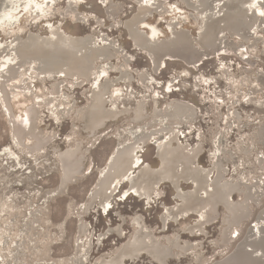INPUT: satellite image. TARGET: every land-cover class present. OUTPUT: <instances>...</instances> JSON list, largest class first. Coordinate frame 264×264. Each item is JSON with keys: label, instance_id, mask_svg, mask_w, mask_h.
<instances>
[{"label": "bare ground", "instance_id": "obj_1", "mask_svg": "<svg viewBox=\"0 0 264 264\" xmlns=\"http://www.w3.org/2000/svg\"><path fill=\"white\" fill-rule=\"evenodd\" d=\"M134 1L135 11L126 19L119 16L123 9L122 2L101 0L100 4L105 5L106 16L112 20L111 28L125 26L132 45L146 53L157 73L169 56L183 58L197 66L205 56L212 57L214 52H225L229 48L238 50L247 42L254 50L262 39L258 30H264V0H183L192 7L193 15L198 20L196 34L190 29L179 27L180 20L173 16L165 24V35L159 34L157 25L145 29L150 22L149 19L145 20L151 14H164V2ZM79 3L80 0H0V97L5 108L3 110L10 120L12 142L23 143L29 153L42 150L54 138L55 132L45 131L38 125L40 107L44 105L54 113L56 121L60 122L74 105L73 99L68 101V95L62 90L64 82L69 81L72 88H78L90 80L92 86L87 103L78 105L73 112L81 117L83 123L80 126H83L89 136L109 120L126 112H132L134 121L124 128L127 138L119 139L105 157L100 172L88 189V197L83 201L84 211H91L97 203L101 211L107 212L116 193L122 199L129 194L145 197L149 204L153 196L162 190L160 186L169 182L175 200L163 207L158 227L166 229L170 221L182 223L183 219L195 215L194 220L186 222L183 229L184 233L191 236L198 235L206 232V225L221 216L223 227L219 240L213 238L210 241L216 243V253L221 252L223 255L204 256L205 253L197 250L204 243L198 238H185L179 231L158 234L142 213H136L132 217L133 229L127 231L123 224L126 216L121 212L120 223L109 224L100 231L93 229L88 220L82 219L77 225L75 252L58 258L57 264L70 261L72 264H127L128 261H145V256L155 264H173V258L180 259L192 252L196 254L193 264H264V202L261 204L264 177L255 176L252 181H245L247 172L238 169L241 159L225 155L227 152L222 133L218 134L211 151L210 164H202L199 160L203 150L202 143L199 142L193 148L189 142H181V132L177 130L182 122L196 115L195 106L188 99L176 98L167 103L165 108H160L158 92H155L149 119H144L145 98L138 99L134 106L126 103L123 106L113 105L109 93H117L120 88L112 87L117 82L131 81L135 76L131 67L133 56L105 29L98 32L91 27L90 30L75 33L65 28L62 21H53L52 18L57 17L58 11L61 13V20L72 16L78 24H87L90 16L87 18V14L79 9ZM22 12L26 13L28 22L37 24L36 27L25 28L21 21ZM106 20L98 15L94 19L101 26L108 24ZM229 33L240 36L242 42L229 39ZM112 70H116L118 75L112 76ZM134 71L140 81L152 83L156 87L161 85V79L147 67ZM37 77L43 81H54L49 86L48 94L35 93L32 85ZM176 80L177 75H174L165 84V88H170ZM242 81L245 84L247 82L246 79ZM263 88L264 76L261 74L247 87L244 97ZM19 92L31 97V101L25 103L18 114L13 111L12 101ZM61 96L68 101L66 104ZM232 113L235 116L239 114L238 111ZM77 125L72 123L74 135L68 136L67 147L55 149L61 173L57 185L49 189L48 195L65 191L86 170L89 147L83 146L87 137L82 136V140L77 137ZM256 132L259 143L264 146V120ZM151 142L157 156L156 164L146 162L140 153L143 145ZM249 148L250 146L246 149ZM257 160L261 165L264 164V151L259 152ZM229 162H232V167L237 171L236 176L228 173ZM236 193L240 194L239 197H235ZM253 202L261 204L257 213L259 221L250 224L244 235L238 237L240 234H237V227L250 217ZM220 206L225 209L222 215ZM27 209L26 217L29 218L17 230L20 238L12 241L14 247L11 250V264H19L23 259L27 253L23 239L35 236L36 226L44 219L42 209ZM14 215L16 213L10 215L12 222L8 223L9 226H16ZM0 234V243L3 245L9 239V231ZM110 235L118 237V245L109 249L100 247L93 256L91 248L94 242L97 240L100 245ZM41 240L45 241V238Z\"/></svg>", "mask_w": 264, "mask_h": 264}, {"label": "rangeland", "instance_id": "obj_2", "mask_svg": "<svg viewBox=\"0 0 264 264\" xmlns=\"http://www.w3.org/2000/svg\"><path fill=\"white\" fill-rule=\"evenodd\" d=\"M100 1L80 0L79 9H82L81 11L87 14V18L90 16L87 24H78L72 16L69 19L61 20L59 16L61 13L57 10V17L52 19L53 21H62V25L65 28L75 33L90 30L91 27H94V31L98 32L105 29L106 32L115 37L120 46L133 56L131 67L135 76L131 81L117 82L112 87L120 88L117 93H113V91L109 93V98L113 105L123 106L126 103L128 106H134L138 99L145 98L146 117L144 119H149L152 115L153 97L155 96L153 94L155 92H158L157 98L160 108H165L167 103L176 98L188 99L195 106L196 115L194 118L182 122L183 125L181 124L177 130L181 132V142H189L193 145V148L199 142L202 143L203 150L199 155V160L202 164H210L211 151L215 146L214 144H216L215 141L218 134L222 133L225 138L223 145L227 152L225 155L230 157L238 156L241 159L238 169L239 171L247 172H245V181H252L255 176L264 177V164L261 165L257 160L259 152L261 150L264 151V146L259 143L256 132L257 127L264 120V88L244 97L245 92L248 90L247 87L256 81L257 76L261 74L264 76V30L262 28L258 30V33L262 35V39L255 45L254 50L247 42L241 45L238 50L229 48L225 52H214L211 54L212 57L205 56L197 66L194 63L186 62L183 58H171L169 56L165 59V65L161 71L157 73L151 66L146 53L132 45L126 27L124 28L120 25V27L111 28L112 20L106 16L105 5H101ZM117 1L123 4V9L119 15L122 19L128 18L135 11L134 0ZM161 1L164 2L166 7L164 14L161 15L158 12L151 14L145 20L149 19L150 21L146 25L147 28L144 27L145 29H149L152 25H157L160 30L159 34L165 35V24L168 23L170 17L174 16L180 20L178 23L179 27L190 29L193 34H196L198 20L193 15L192 7L183 0ZM97 15L107 19L106 22L108 24H102L101 26L94 21ZM21 17L25 28L36 27L37 24L35 22L26 20L25 12H22ZM228 37L231 40L242 42L240 36H232L229 33ZM146 67L161 79V85L156 87L152 83L148 84L139 80L134 69ZM111 74L112 76L118 75L116 70H112ZM174 75H177V80L174 81L170 88H165ZM244 79L247 81L246 84L242 81ZM53 82V80L43 81L37 77L34 78L32 86L35 93L48 94L50 91L49 86ZM83 85L78 88H72L69 81L64 82L62 90L68 95V101L73 99L74 105L66 116L62 117L60 122L56 121L54 113L45 108L44 105L40 107L37 119L38 125L45 131H54L55 136L41 148L42 150H35L32 153H29L23 143L16 144L12 142L10 120H8L6 112L3 110L5 108L0 97V232L9 231L7 243L3 244L4 246L0 243V264H11V250L14 247L12 241L19 237L17 235L18 227L23 224L24 220L29 218V216L26 217V213L27 208L31 207L42 209L44 219L36 226L35 236L31 238L26 236V234H22L28 237L23 239L27 253L19 264H57L58 258L67 257L75 252L74 243L77 235V225L82 219L85 218L93 229L100 231L109 224L120 223L121 212L126 216V221L123 224L127 231L133 229L132 217L136 213H142L145 217L144 219L148 224L154 226L158 234L164 235L166 232L174 233L179 231L182 234L181 236L185 238H198L201 240L204 244L197 250L203 254L205 253L204 256L223 255L221 252L216 253L214 250L216 243L210 241L213 238L219 240L223 227L221 216L216 221L206 225V232L198 235L191 236L186 232L184 233L185 230L183 229L186 222L194 220L195 215L183 219L182 223L170 221L166 229L158 227L163 207L165 204L172 203L175 200L173 188L168 182L160 186L162 190H159L160 193L153 196L149 204L145 197L141 198L138 195L129 194L128 197L122 199L119 193H116V198H113L107 212L101 211L97 203L91 208V211L89 210L87 213L84 211V207H82L83 201L88 197V189L100 172L105 157L113 150L119 139L125 140L127 138L124 128L134 120L132 112H126L116 119L109 120L98 130L99 132L97 131L89 136L83 126H80L83 123L81 117L76 113L73 114L75 108L78 105L86 104L88 96H90L91 81L89 80ZM26 96L19 92L13 99L12 104L15 113L18 112L19 114L24 104L31 101V97ZM62 101L65 104L68 102L66 99H62ZM55 111L58 110L55 108ZM232 111H238L239 114L235 116L233 113L231 114ZM72 123L78 124L76 134L80 140H82V136L87 137L84 139L83 145L89 147L86 170L82 176L80 175L82 178L79 177L76 181L69 184L65 191L61 190L58 193L48 195L49 189L57 185L61 173L56 150L67 147L66 140L68 136L74 135L71 129ZM248 146L251 149H246ZM140 153L146 162L156 164L157 156L154 153V144L152 142L143 145ZM229 163L228 173L236 176L237 171L232 167V162ZM184 186L187 185L184 184ZM239 195V193H236L235 197H239ZM262 198L261 204L264 202V195ZM261 204L251 203L250 217L242 221L237 227V234H240L238 237L244 235L246 228L250 224H255L259 221L257 213L261 208ZM220 211L222 215L225 209L220 206ZM13 213H16L14 215L16 226L14 224L9 226L8 223L12 222L10 215ZM9 227L11 228L10 230ZM41 238H45L46 242L40 241ZM119 241L115 235L107 236L100 245L97 244L96 240L91 248V254L93 256L96 255L100 247L101 249L114 248ZM36 244L38 245L36 246ZM195 256L196 254L192 252L183 255L180 259L173 258L172 263L193 264L192 261L195 260ZM144 259L145 261L140 260L136 263L128 261L127 264H155L148 256H145ZM66 264H72V262L70 261Z\"/></svg>", "mask_w": 264, "mask_h": 264}, {"label": "water", "instance_id": "obj_3", "mask_svg": "<svg viewBox=\"0 0 264 264\" xmlns=\"http://www.w3.org/2000/svg\"><path fill=\"white\" fill-rule=\"evenodd\" d=\"M124 28H125V26H124ZM181 61H184V60H181ZM169 183V182H168ZM170 184V183H169Z\"/></svg>", "mask_w": 264, "mask_h": 264}]
</instances>
